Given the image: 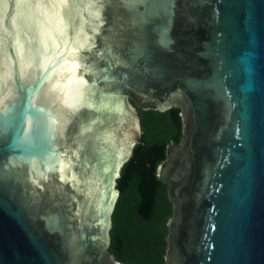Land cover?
<instances>
[{
  "label": "water",
  "instance_id": "95a60500",
  "mask_svg": "<svg viewBox=\"0 0 264 264\" xmlns=\"http://www.w3.org/2000/svg\"><path fill=\"white\" fill-rule=\"evenodd\" d=\"M132 108L180 111L165 264H264V0H0V264H122Z\"/></svg>",
  "mask_w": 264,
  "mask_h": 264
},
{
  "label": "trees",
  "instance_id": "16d2710c",
  "mask_svg": "<svg viewBox=\"0 0 264 264\" xmlns=\"http://www.w3.org/2000/svg\"><path fill=\"white\" fill-rule=\"evenodd\" d=\"M144 113L141 123L146 133L140 135L144 145L138 143L133 146L130 156L122 165L119 177L116 180L119 198L113 211L108 251L115 261L122 264H133L124 256L126 243L121 233L122 228L120 229L117 221L118 206L121 205L128 189L131 188L135 194V204L132 213L125 216L124 231H129V228L136 229V222L151 224L158 203L162 202L164 206H167L163 222L162 253L165 248L163 238L167 233L165 224L171 216L170 204L166 200L165 185L156 179V168L165 158V148L169 144L175 145L180 141L181 122L178 115L179 110L171 108L163 113L155 111H144ZM124 205H126V202ZM156 264H163L162 259Z\"/></svg>",
  "mask_w": 264,
  "mask_h": 264
},
{
  "label": "rangeland",
  "instance_id": "374dc122",
  "mask_svg": "<svg viewBox=\"0 0 264 264\" xmlns=\"http://www.w3.org/2000/svg\"><path fill=\"white\" fill-rule=\"evenodd\" d=\"M134 117L138 120L140 135L146 133V130L142 126L141 120L144 111L132 108ZM156 114V113H155ZM149 136H151L149 134ZM126 202V205H124ZM135 204V194L132 189H128L121 205L118 206V224L125 239V254L124 256L128 261L133 264H156L162 259L165 264V257L167 251V233L163 238L165 242V248L162 253V237H163V222L165 214L167 212V206H164L162 202H159L154 211V217L151 224L136 222L137 228H129V231H124V223L126 224L125 216L131 214L133 205ZM170 218V217H169ZM168 218V219H169ZM166 225V224H165ZM137 230V232H136ZM135 232V234H134ZM134 234V235H133ZM162 254V256H161Z\"/></svg>",
  "mask_w": 264,
  "mask_h": 264
},
{
  "label": "flooded vegetation",
  "instance_id": "af4514ba",
  "mask_svg": "<svg viewBox=\"0 0 264 264\" xmlns=\"http://www.w3.org/2000/svg\"><path fill=\"white\" fill-rule=\"evenodd\" d=\"M130 104H131V102L130 101H128ZM179 113H180V111H179ZM138 144V143H137ZM136 145V144H135ZM170 145V144H169ZM168 145V146H169ZM119 174H120V171H119V173H118V176L115 178V180H114V184H113V191H114V193L116 194V198H115V200H114V202H113V206H112V209H111V212H110V215H109V229H108V237H109V244H110V231H111V229H112V222H113V211H114V208H115V205H116V202H117V200H118V198H119V192H118V190H117V187H116V180L118 179V177H119ZM165 191H166V186H165ZM166 194V193H165ZM166 200H167V195H166ZM168 201V200H167ZM169 202V201H168ZM169 204H170V209L172 210V205H171V203L169 202ZM171 214H172V211H171ZM171 217V216H170ZM168 221V220H167ZM167 223V222H166ZM166 226V225H165ZM109 244H108V247H107V250H106V252L109 254V251H108V248H109ZM110 255V254H109ZM111 257H112V255H110ZM113 258V257H112ZM114 259V258H113ZM120 263V262H119Z\"/></svg>",
  "mask_w": 264,
  "mask_h": 264
}]
</instances>
